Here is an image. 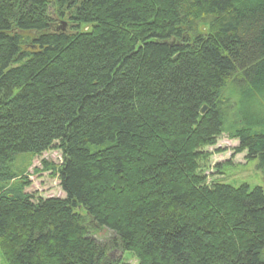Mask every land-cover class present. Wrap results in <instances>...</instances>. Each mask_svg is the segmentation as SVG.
<instances>
[{
	"label": "trees",
	"instance_id": "16d2710c",
	"mask_svg": "<svg viewBox=\"0 0 264 264\" xmlns=\"http://www.w3.org/2000/svg\"><path fill=\"white\" fill-rule=\"evenodd\" d=\"M222 135L264 175V0H0L5 264H264V190L201 169Z\"/></svg>",
	"mask_w": 264,
	"mask_h": 264
},
{
	"label": "rangeland",
	"instance_id": "374dc122",
	"mask_svg": "<svg viewBox=\"0 0 264 264\" xmlns=\"http://www.w3.org/2000/svg\"><path fill=\"white\" fill-rule=\"evenodd\" d=\"M244 114H253V108L248 105L243 107ZM237 146L236 141L227 139L226 135H222L218 138L216 146L214 148H207L205 151L212 153L213 151L222 150L223 153L212 154L207 163L202 164V171L207 176V183H220L224 185L237 188L241 185H246L249 190L256 187H260L264 190V175L261 170L258 169L257 160H248L244 158V154L234 155L232 149ZM26 156H22L24 159ZM42 161L47 163L59 165L61 162V156L59 152L50 151L42 154L41 157H37L32 160L31 167L27 170L30 186L25 190L26 193L32 194L35 199H49L60 198L65 196L62 193L59 183L55 178H51L50 172H42ZM18 166H21L20 163ZM38 170V172H35ZM91 237L98 241L104 242L112 233L103 228L99 231H90ZM112 261L119 260L122 264H136L132 255L128 252L120 254L114 252L111 257ZM0 264L5 262L0 258Z\"/></svg>",
	"mask_w": 264,
	"mask_h": 264
},
{
	"label": "water",
	"instance_id": "95a60500",
	"mask_svg": "<svg viewBox=\"0 0 264 264\" xmlns=\"http://www.w3.org/2000/svg\"><path fill=\"white\" fill-rule=\"evenodd\" d=\"M59 29L62 31V32H65L67 30V24L62 22L61 25L59 26ZM205 108H203L202 110V113L204 112Z\"/></svg>",
	"mask_w": 264,
	"mask_h": 264
}]
</instances>
